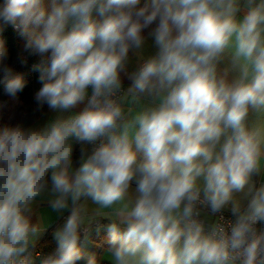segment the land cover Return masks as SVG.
<instances>
[{
	"label": "clouds",
	"instance_id": "9594fccd",
	"mask_svg": "<svg viewBox=\"0 0 264 264\" xmlns=\"http://www.w3.org/2000/svg\"><path fill=\"white\" fill-rule=\"evenodd\" d=\"M9 26L41 57L36 111L84 106L0 130V264H99L101 231L108 264H264V0H0ZM45 197L62 223L33 257Z\"/></svg>",
	"mask_w": 264,
	"mask_h": 264
},
{
	"label": "trees",
	"instance_id": "16d2710c",
	"mask_svg": "<svg viewBox=\"0 0 264 264\" xmlns=\"http://www.w3.org/2000/svg\"><path fill=\"white\" fill-rule=\"evenodd\" d=\"M0 42L8 49L9 58L7 63L14 61V55L23 49L24 41L18 34L9 26L5 31L0 33ZM25 63H21L20 67L25 72L24 80L26 82V87L24 90L18 94L19 99L22 101V104L16 109V113L13 119L8 120L0 115V130L3 127H15L17 125L24 128H32L34 123L38 118L45 112L46 105L40 111H36L37 105L34 99L35 90L38 89L41 84L39 83L38 77L39 72L33 70V66L40 63L41 57L37 55H29L24 53ZM8 96L4 93L3 85V76L0 74V101H7ZM95 234L94 240L107 247L108 233L107 231L100 232ZM56 244L53 239L52 233H46L42 238L37 242L36 248L33 251V257L36 256V253L41 255L47 254L54 250ZM86 253L95 254L99 261V264H108L107 261L103 260L97 253L92 252L88 249H85ZM36 264H39V260L36 261Z\"/></svg>",
	"mask_w": 264,
	"mask_h": 264
},
{
	"label": "crops",
	"instance_id": "0c3cea01",
	"mask_svg": "<svg viewBox=\"0 0 264 264\" xmlns=\"http://www.w3.org/2000/svg\"><path fill=\"white\" fill-rule=\"evenodd\" d=\"M153 51H154V49L151 47V41H149L148 45H146L144 55L147 56V55L151 54ZM130 56H131V54H130ZM135 65H136V58L131 57L129 67H128V71L129 72L132 71L134 69ZM122 79H123L124 87L126 89L130 82L126 78H124L123 76H122ZM39 88L35 90V93L39 90ZM90 93H91V90L89 89V94ZM83 106L84 105L81 104V105H78L76 108L71 109L69 112L59 113V112H54V111L48 109V107L46 105L45 112L34 123L32 129H34V130L43 129L48 123L55 120L58 116H63L64 118H67V116H69V115L78 114V112L80 110H82ZM126 107H127V105H126ZM79 147H80L79 145L74 146V152H73V165H74V167L78 166V160H79V155H80ZM257 179L258 180H264V176L258 177ZM94 207L95 206L91 205V203L89 202V211L90 212ZM63 215H67V213H64ZM203 215L211 221L212 217H210L206 213H203ZM32 222L34 224H38L41 228L46 229V231L43 233V235L40 236V238H42L48 232L53 233L56 226L59 223H62V215L60 213H56V212H53L51 210V208L47 204V198L46 197L45 198H38L37 201L35 202V204L33 205ZM106 223H107V221L101 220V224H106ZM101 232H103V231H101ZM94 233L95 232H93V234L90 236V244L86 249L97 253L103 260L108 262V257L110 254L107 251V247L97 243L94 240V238H93V237H95Z\"/></svg>",
	"mask_w": 264,
	"mask_h": 264
},
{
	"label": "rangeland",
	"instance_id": "374dc122",
	"mask_svg": "<svg viewBox=\"0 0 264 264\" xmlns=\"http://www.w3.org/2000/svg\"><path fill=\"white\" fill-rule=\"evenodd\" d=\"M20 54H23V56H24V53H21V51L17 52L14 55V61L8 63V65L12 68L14 75H21V76L25 77L24 76L25 75L24 71H26L27 69L23 70L20 67V64H21V62L19 60ZM7 102H8V107L6 109H3L2 111H0V115H2L4 118H6L8 120H11V119L14 118L15 113H16V109L22 104V101L19 99V97H18L17 101H12L8 97Z\"/></svg>",
	"mask_w": 264,
	"mask_h": 264
},
{
	"label": "built area",
	"instance_id": "2783aa9c",
	"mask_svg": "<svg viewBox=\"0 0 264 264\" xmlns=\"http://www.w3.org/2000/svg\"><path fill=\"white\" fill-rule=\"evenodd\" d=\"M91 95V93L89 94V96ZM90 147V146H89ZM203 213H207V210H204L203 212H202V215H201V219H203V220H205L206 221V223H211V222H213V220L215 219V218H213L212 217V219H211V221L209 220V219H207V217H205L204 215H203ZM224 217H225V219H228V218H230V213H228L227 211H225L224 212Z\"/></svg>",
	"mask_w": 264,
	"mask_h": 264
}]
</instances>
